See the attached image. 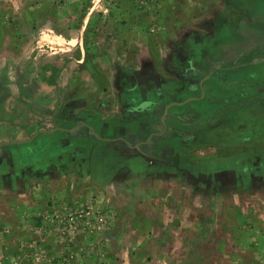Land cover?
I'll return each instance as SVG.
<instances>
[{
    "label": "rangeland",
    "instance_id": "374dc122",
    "mask_svg": "<svg viewBox=\"0 0 264 264\" xmlns=\"http://www.w3.org/2000/svg\"><path fill=\"white\" fill-rule=\"evenodd\" d=\"M229 7L0 0V120L18 132L0 142V264H264V95L202 146L169 113L186 95L148 83L154 51Z\"/></svg>",
    "mask_w": 264,
    "mask_h": 264
},
{
    "label": "crops",
    "instance_id": "0c3cea01",
    "mask_svg": "<svg viewBox=\"0 0 264 264\" xmlns=\"http://www.w3.org/2000/svg\"><path fill=\"white\" fill-rule=\"evenodd\" d=\"M228 3L229 10H222L206 21L200 19V24H197L198 29L196 22H192L193 25L191 24L189 29L181 31L183 37L179 42L172 41L166 46L167 50L162 56L154 51L157 64L154 57L151 61L154 73L149 72L148 83L150 87L158 84L154 95H186L185 97L202 95L201 98H186L184 104L174 105L169 111L171 114L176 113L175 115L185 114L198 121L195 125H202L200 135L209 130L229 132V126L232 127L238 120L241 121L235 112L236 110L241 112L244 108L243 103L250 106L247 116L255 123L253 114L256 113V96L264 95V52H260V46H264V0H228ZM55 42L59 43L56 52L60 54L65 48L63 41L56 38ZM44 49L43 47L40 52ZM27 52L33 53L32 49ZM242 52L250 54L253 52L252 56L249 55L251 59H248V63L243 67H239L238 63L231 66L230 63L242 58ZM25 58H28V55ZM29 63L32 61L30 60ZM122 83L120 81V84ZM40 84L43 85L44 82L40 81ZM148 92L141 91L139 95H152ZM22 95H25L24 99L27 101L37 95L40 101H48L53 96L43 91L37 95L30 92H23ZM220 101L222 104L230 102L231 105L220 109ZM231 102L240 103L235 108ZM39 105V107H47L44 103H39ZM176 107L184 108L183 110L186 111H174ZM39 110L44 111V107L43 110L42 108ZM232 118H237V121L230 123ZM205 123L209 128L203 127ZM233 129H235L234 126ZM16 133L18 132H15L12 124L0 120V142L14 139ZM169 140V142H176V137Z\"/></svg>",
    "mask_w": 264,
    "mask_h": 264
},
{
    "label": "flooded vegetation",
    "instance_id": "af4514ba",
    "mask_svg": "<svg viewBox=\"0 0 264 264\" xmlns=\"http://www.w3.org/2000/svg\"><path fill=\"white\" fill-rule=\"evenodd\" d=\"M260 48H261V53H263L264 52V46H260ZM255 50V49H254ZM253 50V51H254ZM258 50V48L256 49V51ZM259 52V53H260ZM252 54H253V52H251V54L250 53H246V52H242L241 53V59H237V60H235V61H233L232 63H230L231 64V66H234L235 65V63H238L239 64V67H243L245 64H247L248 63V59H251V56H252ZM249 55H251V56H249ZM230 66V67H231ZM232 68V67H231ZM213 70H214V68H213ZM200 90V89H199ZM201 90H202V88H201ZM195 98H201L202 97V95H193ZM193 96H187V97H185V99L186 98H192ZM204 96V95H203ZM176 97V96H175ZM177 98V97H176ZM170 103H176L177 104V100L173 97V98H170ZM188 119H193L194 120V118H192V117H186V118H184L183 120H185L184 121V125H191L192 127L191 128H194V130H196V132L197 133H195L196 135H197V137L195 138V136H193V137H191V139L190 140H188L187 142L188 143H195V142H198L199 141V138L201 137V135H202V133H201V135H200V131H201V128H202V125H199V124H196L195 125V123H191V122H189L188 121ZM194 124V125H193ZM170 125L171 124H169L168 126H167V130H170V129H172L171 127H170ZM172 126V125H171ZM204 128H207V127H204ZM173 130V132L174 133H172V135L171 134H169V135H171V136H173V137H176V139L178 140V139H180L181 140V137L183 138V132L182 131H179V130H177L175 127L172 129ZM202 132V131H201ZM179 141V140H178ZM182 142H185V140H183Z\"/></svg>",
    "mask_w": 264,
    "mask_h": 264
}]
</instances>
